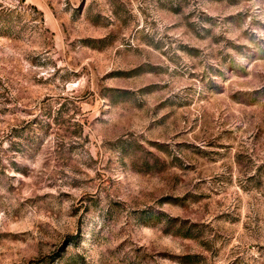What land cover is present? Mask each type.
Wrapping results in <instances>:
<instances>
[{"label":"rangeland","instance_id":"rangeland-1","mask_svg":"<svg viewBox=\"0 0 264 264\" xmlns=\"http://www.w3.org/2000/svg\"><path fill=\"white\" fill-rule=\"evenodd\" d=\"M0 264H264V0H0Z\"/></svg>","mask_w":264,"mask_h":264}]
</instances>
